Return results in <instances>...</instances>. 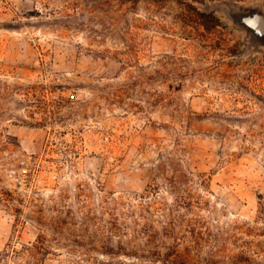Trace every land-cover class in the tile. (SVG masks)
Instances as JSON below:
<instances>
[{
    "label": "rangeland",
    "instance_id": "obj_1",
    "mask_svg": "<svg viewBox=\"0 0 264 264\" xmlns=\"http://www.w3.org/2000/svg\"><path fill=\"white\" fill-rule=\"evenodd\" d=\"M247 5L0 0V250L130 262L104 251L148 225L189 264H264V46L224 13Z\"/></svg>",
    "mask_w": 264,
    "mask_h": 264
},
{
    "label": "trees",
    "instance_id": "obj_2",
    "mask_svg": "<svg viewBox=\"0 0 264 264\" xmlns=\"http://www.w3.org/2000/svg\"><path fill=\"white\" fill-rule=\"evenodd\" d=\"M132 1L136 2L138 0ZM201 14L203 17L210 18L204 13ZM54 219L59 220L57 216ZM139 233L146 239V245L142 252L126 251L123 244L118 245L117 249L107 247L106 251H104L105 254L114 258L123 256L129 259L130 262L112 259L105 262V264H189L186 257L177 252V243L175 241L167 245L160 239V235L164 234L153 231L148 225L142 226ZM166 236L171 237V233H166ZM44 240V236L39 235L34 243L23 245L21 249L7 247L4 250H0V264H8L11 260L18 264L24 258H28V264H43L44 257L49 253V246ZM161 249L165 251L163 252Z\"/></svg>",
    "mask_w": 264,
    "mask_h": 264
},
{
    "label": "water",
    "instance_id": "obj_3",
    "mask_svg": "<svg viewBox=\"0 0 264 264\" xmlns=\"http://www.w3.org/2000/svg\"><path fill=\"white\" fill-rule=\"evenodd\" d=\"M228 20L250 35V46H264V10L259 6L247 5L228 7L224 10Z\"/></svg>",
    "mask_w": 264,
    "mask_h": 264
}]
</instances>
